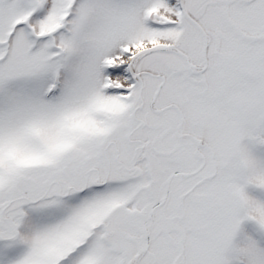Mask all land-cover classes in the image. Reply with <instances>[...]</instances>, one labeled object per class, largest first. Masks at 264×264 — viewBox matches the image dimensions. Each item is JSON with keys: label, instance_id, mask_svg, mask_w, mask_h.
<instances>
[{"label": "snow or ice", "instance_id": "1", "mask_svg": "<svg viewBox=\"0 0 264 264\" xmlns=\"http://www.w3.org/2000/svg\"><path fill=\"white\" fill-rule=\"evenodd\" d=\"M0 264H264V0H0Z\"/></svg>", "mask_w": 264, "mask_h": 264}]
</instances>
